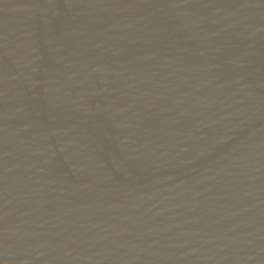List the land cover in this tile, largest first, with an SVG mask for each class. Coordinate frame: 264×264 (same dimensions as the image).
Returning a JSON list of instances; mask_svg holds the SVG:
<instances>
[{"label": "water", "instance_id": "water-1", "mask_svg": "<svg viewBox=\"0 0 264 264\" xmlns=\"http://www.w3.org/2000/svg\"><path fill=\"white\" fill-rule=\"evenodd\" d=\"M0 264H264V0H0Z\"/></svg>", "mask_w": 264, "mask_h": 264}]
</instances>
